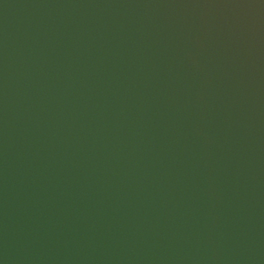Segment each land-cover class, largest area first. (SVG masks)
I'll return each mask as SVG.
<instances>
[{"label": "water", "instance_id": "obj_1", "mask_svg": "<svg viewBox=\"0 0 264 264\" xmlns=\"http://www.w3.org/2000/svg\"><path fill=\"white\" fill-rule=\"evenodd\" d=\"M0 264H264V0H0Z\"/></svg>", "mask_w": 264, "mask_h": 264}]
</instances>
